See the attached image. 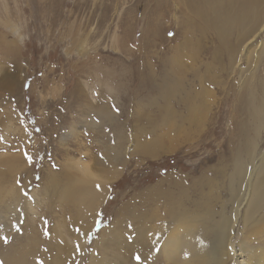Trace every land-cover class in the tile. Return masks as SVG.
Here are the masks:
<instances>
[{"label": "rangeland", "instance_id": "1", "mask_svg": "<svg viewBox=\"0 0 264 264\" xmlns=\"http://www.w3.org/2000/svg\"><path fill=\"white\" fill-rule=\"evenodd\" d=\"M255 43L218 78L234 90L225 99L212 86L207 113L193 118L182 100L188 88L181 93V0H0V154L22 153L13 171L0 162V184L16 183L21 194L16 205L7 191L0 198V249L35 238L39 264H56L57 255L67 264H167L128 234L141 225L134 216L146 218L149 235L170 220L182 189L188 199L232 201L236 160L252 177L263 166L264 128L246 152L256 123L233 111L239 90L264 102V29ZM15 140L20 150L5 148ZM86 178L103 190L98 209L63 194ZM126 243L132 254L118 250Z\"/></svg>", "mask_w": 264, "mask_h": 264}, {"label": "bare ground", "instance_id": "2", "mask_svg": "<svg viewBox=\"0 0 264 264\" xmlns=\"http://www.w3.org/2000/svg\"><path fill=\"white\" fill-rule=\"evenodd\" d=\"M263 29L264 0H181V93L184 94L185 87L188 88L182 100H187L191 117L205 116L208 106L206 104L204 107V101L212 95V86L219 87L220 92H226L225 99L229 87L234 90V84L230 82L220 87L218 78L224 77L230 68L239 64L241 56L250 44L255 43ZM189 74L190 78L187 79ZM17 85L8 86L7 94L14 93ZM234 94V116L251 118L256 123L255 142L249 143V149L245 147L246 152L251 151L257 146L259 133L264 128V102L252 90H239ZM218 105L221 106V103ZM224 113L225 109L221 106L217 115L221 117ZM241 126H246V122H241ZM244 135L247 137V134ZM249 140L246 138L244 142ZM11 147L20 150L21 144L16 140L13 143L6 142L5 148ZM21 159L22 153L0 154V162L7 171L18 168ZM245 163V160L237 159L229 175L230 192L234 197L232 201L208 193L188 199L191 190L182 189L181 203L167 213L169 221H161L151 227L152 233L147 235L148 221L142 214L135 215L134 219L139 218L141 225L133 231L128 229V234L135 233L136 241L142 237L150 247H156L159 252L157 258L162 256L167 264H264V162L253 177L245 171ZM83 172L90 174L86 165L83 166ZM243 174L249 175L247 192L246 183H241ZM16 181L20 184L18 178ZM76 183L75 180L64 187V196L76 195L88 210L98 209L103 190H96L91 179L80 181L78 188L74 187ZM240 185L242 187L237 189ZM15 186L18 185L15 183ZM15 186L6 192L0 184V198L6 192L5 196L9 199L12 196L16 205L21 194ZM102 188L105 189V186ZM238 195L239 198L235 197ZM228 203H232L231 208H228ZM96 217L97 214L87 229L92 228ZM83 231L87 230L82 227L78 233L82 234ZM113 236L122 238L119 233H113ZM61 243L65 246V240ZM126 245V248L119 247L118 250L126 255L129 252L132 254L136 247L130 249V244ZM39 247V241L35 238H31L26 246L6 245L0 249V261L2 264H39L31 256ZM151 253L146 257L149 258ZM55 262L67 264L68 260L63 262L57 255Z\"/></svg>", "mask_w": 264, "mask_h": 264}, {"label": "snow or ice", "instance_id": "3", "mask_svg": "<svg viewBox=\"0 0 264 264\" xmlns=\"http://www.w3.org/2000/svg\"><path fill=\"white\" fill-rule=\"evenodd\" d=\"M29 159H31V157H29ZM97 187H99V185H97ZM7 238H5V240H6Z\"/></svg>", "mask_w": 264, "mask_h": 264}]
</instances>
